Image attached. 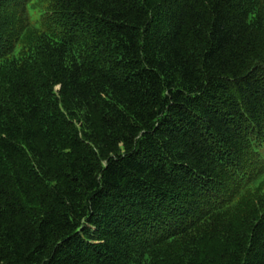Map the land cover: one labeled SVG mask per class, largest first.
<instances>
[{"label": "trees", "instance_id": "1", "mask_svg": "<svg viewBox=\"0 0 264 264\" xmlns=\"http://www.w3.org/2000/svg\"><path fill=\"white\" fill-rule=\"evenodd\" d=\"M0 264H264V0H0Z\"/></svg>", "mask_w": 264, "mask_h": 264}]
</instances>
